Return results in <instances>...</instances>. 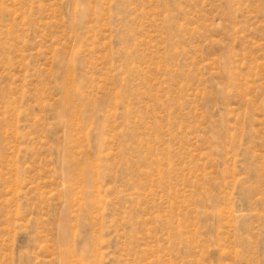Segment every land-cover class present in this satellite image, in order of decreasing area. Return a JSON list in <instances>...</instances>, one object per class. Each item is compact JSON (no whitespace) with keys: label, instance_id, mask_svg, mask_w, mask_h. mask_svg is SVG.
<instances>
[{"label":"rangeland","instance_id":"obj_1","mask_svg":"<svg viewBox=\"0 0 264 264\" xmlns=\"http://www.w3.org/2000/svg\"><path fill=\"white\" fill-rule=\"evenodd\" d=\"M0 264H264V0H0Z\"/></svg>","mask_w":264,"mask_h":264}]
</instances>
